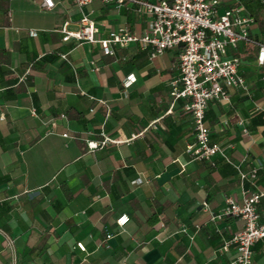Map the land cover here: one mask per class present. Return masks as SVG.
<instances>
[{
    "label": "crops",
    "instance_id": "1",
    "mask_svg": "<svg viewBox=\"0 0 264 264\" xmlns=\"http://www.w3.org/2000/svg\"><path fill=\"white\" fill-rule=\"evenodd\" d=\"M55 2L0 0V264H11L9 237L18 264H230L235 248L222 247L244 221H213L203 203L217 212L228 196L242 203L244 188L264 190L257 50L238 52L248 89H231L230 104L213 101L206 112L229 161H194L193 118L171 96L179 50L151 59L152 47L131 43L110 56L100 44L64 41L62 26L79 29L82 11L100 37L121 26L141 34L149 18L131 0ZM240 2L257 13L252 33L264 41V8ZM105 136L119 142L89 148ZM237 164L259 168L256 186L242 185ZM258 209L264 219V198ZM252 249L253 264H264V238Z\"/></svg>",
    "mask_w": 264,
    "mask_h": 264
},
{
    "label": "built area",
    "instance_id": "2",
    "mask_svg": "<svg viewBox=\"0 0 264 264\" xmlns=\"http://www.w3.org/2000/svg\"><path fill=\"white\" fill-rule=\"evenodd\" d=\"M84 7L93 0H74ZM112 1V0H105ZM124 3L128 0H116ZM137 14L147 15V28L135 33L126 26L110 30L106 37H100V28L89 12L82 11L80 27L69 30L68 22L61 28L64 41L75 38L94 44H100L106 55L114 56L116 46L124 48L131 43H138L142 49L149 50L151 59L163 54L167 49L179 50V75L171 81L173 104L182 99L184 109L190 112L195 130V141L187 151L194 161H209L214 164L218 154L228 161L226 149L218 142L212 141L211 129L206 122V112L211 102L226 104L232 102L231 89H248L246 78L241 73L243 63L238 52L255 46L256 63L264 67V41L256 38L252 28L256 24L253 14L246 11L240 0H131ZM264 8V0H259ZM55 0H43L42 6L52 9ZM31 35L37 31L31 30ZM66 57V55H63ZM95 69L100 66L96 62ZM264 83V75L262 76ZM133 80L128 79L129 85ZM67 135V134H65ZM108 142H119L109 136L104 140L89 141L88 146L94 150ZM242 185L249 182L257 185L259 168L243 169L237 164ZM141 181V180H139ZM264 198L263 189H246L243 191V202L239 203L233 196L225 199V205L219 211H212L208 202L203 205L210 211L211 220H225L238 217L244 221L243 229L233 238L225 241L222 250L235 248V257L230 264H253L252 246L264 238V219L258 206ZM128 214L118 217L119 225L128 223ZM200 225H196V232ZM186 231V228H182ZM194 238V235L191 236ZM7 245L11 249V264H18L15 250V239L9 237ZM81 250H86L83 242H77Z\"/></svg>",
    "mask_w": 264,
    "mask_h": 264
},
{
    "label": "trees",
    "instance_id": "3",
    "mask_svg": "<svg viewBox=\"0 0 264 264\" xmlns=\"http://www.w3.org/2000/svg\"><path fill=\"white\" fill-rule=\"evenodd\" d=\"M250 1H255L256 2V4H257V6H262V4H261V2L259 1V0H250ZM263 7V6H262ZM253 12V15L255 16V17H258L257 16V13H255L254 11H252ZM247 50H249V55H253V49H250V48H248Z\"/></svg>",
    "mask_w": 264,
    "mask_h": 264
},
{
    "label": "rangeland",
    "instance_id": "4",
    "mask_svg": "<svg viewBox=\"0 0 264 264\" xmlns=\"http://www.w3.org/2000/svg\"><path fill=\"white\" fill-rule=\"evenodd\" d=\"M250 49H256L254 45H252L251 47H249ZM176 49V48H175ZM260 72L264 73V67L261 68Z\"/></svg>",
    "mask_w": 264,
    "mask_h": 264
}]
</instances>
